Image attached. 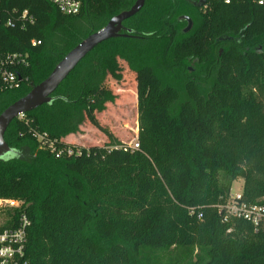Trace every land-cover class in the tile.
Here are the masks:
<instances>
[{
    "label": "trees",
    "instance_id": "trees-1",
    "mask_svg": "<svg viewBox=\"0 0 264 264\" xmlns=\"http://www.w3.org/2000/svg\"><path fill=\"white\" fill-rule=\"evenodd\" d=\"M80 1L69 15L49 0H1L0 114L136 2ZM199 1L146 0L50 102L9 125L15 153L0 158V198L24 202L30 264H264V230L217 208L239 178L244 199L264 198V3ZM16 52L27 62L3 65ZM121 60L136 84L137 149L96 115L124 91L106 84L124 79ZM4 68L19 87H6ZM87 121L108 135L104 145L60 156L42 146L45 135L67 147Z\"/></svg>",
    "mask_w": 264,
    "mask_h": 264
},
{
    "label": "built area",
    "instance_id": "built-area-1",
    "mask_svg": "<svg viewBox=\"0 0 264 264\" xmlns=\"http://www.w3.org/2000/svg\"><path fill=\"white\" fill-rule=\"evenodd\" d=\"M49 1L56 5L64 14H77L82 8L80 0ZM226 1L230 2V0ZM259 3H264V0H259ZM22 17L27 21H33V17L28 16V11H24ZM26 62V55L16 52L8 54L3 60V65L12 66ZM2 77L6 87L17 88L20 86V79L14 70L4 68ZM39 137L42 139V146L49 148L57 156L62 154L81 155L83 153L84 146L68 143L67 147L59 148L45 135ZM130 146L137 149L139 148V143L135 141L130 143ZM23 206V201L12 198H0V264H30L26 254V244L31 220ZM217 208L224 221L244 219L251 224L255 231L264 230V198L258 202H250L244 199L242 190L233 193L231 189L225 201L217 205ZM7 211H11L13 215L2 218V215ZM14 211H20L18 216H14Z\"/></svg>",
    "mask_w": 264,
    "mask_h": 264
},
{
    "label": "water",
    "instance_id": "water-1",
    "mask_svg": "<svg viewBox=\"0 0 264 264\" xmlns=\"http://www.w3.org/2000/svg\"><path fill=\"white\" fill-rule=\"evenodd\" d=\"M145 1L136 0L130 9L113 16L104 27L88 35L63 57L43 81L34 85L26 95L4 109L0 114V158L14 155L15 153V150L5 139L6 131L11 122L16 117L32 111L44 103L50 102L53 99V93L59 85L89 52L102 42L122 35L124 21L136 15L145 5ZM205 2L206 0H200L198 5L202 6ZM188 19L189 25L186 31L192 26V20Z\"/></svg>",
    "mask_w": 264,
    "mask_h": 264
},
{
    "label": "rangeland",
    "instance_id": "rangeland-1",
    "mask_svg": "<svg viewBox=\"0 0 264 264\" xmlns=\"http://www.w3.org/2000/svg\"><path fill=\"white\" fill-rule=\"evenodd\" d=\"M121 64L125 73L124 79L117 83L109 78L106 84L114 93H118V89H123L124 91H119L116 100L108 103L106 109L96 115L100 125L110 130L121 141L130 144L136 141L135 139L138 134V104L134 93L136 91V84L131 72L122 60ZM195 71L194 64H191L190 72L194 73ZM171 80L179 87L182 86L183 81L180 77L175 76ZM68 141H70L68 143L73 145L90 148L95 145H104L108 141V135L101 128L87 121L83 132L69 135ZM243 186L244 179L239 178L234 182L232 192L236 193L243 190Z\"/></svg>",
    "mask_w": 264,
    "mask_h": 264
},
{
    "label": "crops",
    "instance_id": "crops-1",
    "mask_svg": "<svg viewBox=\"0 0 264 264\" xmlns=\"http://www.w3.org/2000/svg\"><path fill=\"white\" fill-rule=\"evenodd\" d=\"M66 141H67V142H70V141H68V137H66Z\"/></svg>",
    "mask_w": 264,
    "mask_h": 264
}]
</instances>
